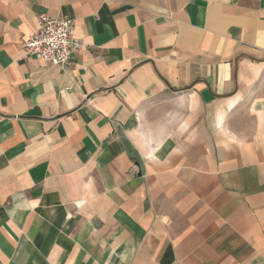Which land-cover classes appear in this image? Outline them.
<instances>
[{"label":"crops","instance_id":"obj_1","mask_svg":"<svg viewBox=\"0 0 264 264\" xmlns=\"http://www.w3.org/2000/svg\"><path fill=\"white\" fill-rule=\"evenodd\" d=\"M0 264H264V0H0Z\"/></svg>","mask_w":264,"mask_h":264},{"label":"built area","instance_id":"obj_2","mask_svg":"<svg viewBox=\"0 0 264 264\" xmlns=\"http://www.w3.org/2000/svg\"><path fill=\"white\" fill-rule=\"evenodd\" d=\"M73 22L67 18L38 17V28L28 39L21 41L23 51L44 65L63 70L80 42L73 37Z\"/></svg>","mask_w":264,"mask_h":264}]
</instances>
